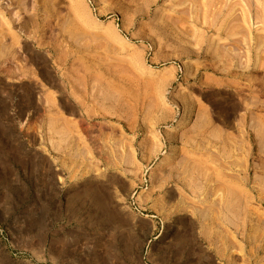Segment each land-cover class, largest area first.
<instances>
[{
    "label": "rangeland",
    "instance_id": "1",
    "mask_svg": "<svg viewBox=\"0 0 264 264\" xmlns=\"http://www.w3.org/2000/svg\"><path fill=\"white\" fill-rule=\"evenodd\" d=\"M0 264H264V0H0Z\"/></svg>",
    "mask_w": 264,
    "mask_h": 264
},
{
    "label": "bare ground",
    "instance_id": "2",
    "mask_svg": "<svg viewBox=\"0 0 264 264\" xmlns=\"http://www.w3.org/2000/svg\"><path fill=\"white\" fill-rule=\"evenodd\" d=\"M189 66H190V64H189ZM192 111H193V109L191 108V105L190 106H187L184 109V113L182 114L183 121H186V120H188L191 117ZM178 125L179 124H177V125L175 124V127H177Z\"/></svg>",
    "mask_w": 264,
    "mask_h": 264
}]
</instances>
